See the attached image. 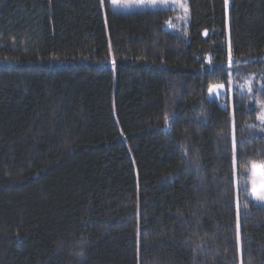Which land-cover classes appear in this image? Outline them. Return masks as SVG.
Segmentation results:
<instances>
[{
	"label": "trees",
	"instance_id": "1",
	"mask_svg": "<svg viewBox=\"0 0 264 264\" xmlns=\"http://www.w3.org/2000/svg\"><path fill=\"white\" fill-rule=\"evenodd\" d=\"M188 7L0 0V264H264V0Z\"/></svg>",
	"mask_w": 264,
	"mask_h": 264
},
{
	"label": "rangeland",
	"instance_id": "2",
	"mask_svg": "<svg viewBox=\"0 0 264 264\" xmlns=\"http://www.w3.org/2000/svg\"><path fill=\"white\" fill-rule=\"evenodd\" d=\"M130 0H113V9L115 11H141V10H158V9H170L174 11L173 16L168 22V27L172 31H181L183 28H188L189 25V7L188 0H155L154 3L150 0H144L143 6L127 7L126 5ZM227 7L229 3L227 2ZM252 80L251 75L245 77L244 81H239L237 76L231 79L230 85L219 87L220 85H214L212 87L220 93L219 96L216 92H208L210 100L215 101L220 110H232L233 107V93L234 89L239 87L241 89H248ZM249 181L251 186V195L255 199V202L259 205H264V202L258 200L253 192V187L256 191L264 190V166L262 163H256L249 168Z\"/></svg>",
	"mask_w": 264,
	"mask_h": 264
},
{
	"label": "snow or ice",
	"instance_id": "3",
	"mask_svg": "<svg viewBox=\"0 0 264 264\" xmlns=\"http://www.w3.org/2000/svg\"><path fill=\"white\" fill-rule=\"evenodd\" d=\"M150 2L154 3L155 0H150ZM144 5V0H130V2L126 5L127 7L131 8V7H136V6H143ZM229 63H232V58L231 55H229ZM219 87H223V85H220ZM248 92H251V86L248 87ZM209 92H216V95L219 96L220 93L216 90V88L214 87H210L209 88ZM262 107H264V105H262ZM259 119L264 122V114H262ZM233 147H235V141H233ZM253 192L256 196V198L258 200H260L261 202H264V190L261 191H256L255 187H253Z\"/></svg>",
	"mask_w": 264,
	"mask_h": 264
}]
</instances>
